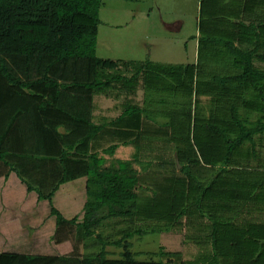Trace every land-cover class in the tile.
Listing matches in <instances>:
<instances>
[{
    "label": "trees",
    "instance_id": "obj_1",
    "mask_svg": "<svg viewBox=\"0 0 264 264\" xmlns=\"http://www.w3.org/2000/svg\"><path fill=\"white\" fill-rule=\"evenodd\" d=\"M206 1L198 66L207 54L215 70L208 76L197 65L188 71L99 56L103 0H0V164L49 201L54 243L74 247L68 255L0 252V264H183L185 257L264 264V219L250 214L264 211V151L257 148L264 140V67L257 64H264V0ZM196 71L200 112L193 129L183 98L192 94ZM174 79L182 100L159 99L147 108L153 93L175 89L167 83ZM139 88L144 95L137 102L131 96ZM99 93L128 100L118 116L97 121ZM161 113L169 120L153 123L150 116ZM166 145L174 153L168 164L178 169L177 157L182 167L155 183L148 158ZM122 146L135 147V154L115 157ZM257 152V166L243 160ZM31 156L42 159L43 173ZM53 164L60 169L51 171ZM81 177L87 178L83 216L67 218L53 198ZM163 232L183 234L187 253L162 248L140 259L143 236ZM91 243L97 250L86 253Z\"/></svg>",
    "mask_w": 264,
    "mask_h": 264
},
{
    "label": "rangeland",
    "instance_id": "obj_2",
    "mask_svg": "<svg viewBox=\"0 0 264 264\" xmlns=\"http://www.w3.org/2000/svg\"><path fill=\"white\" fill-rule=\"evenodd\" d=\"M208 2L209 1L206 0H103L100 15L101 21L99 23V42L100 44L102 43V46H99L97 54L104 58L106 57V55L122 57L137 56L140 61L144 62L146 60L151 61L150 59L152 57L162 60L155 61L156 63H167L170 65L181 64L180 67L185 66L188 71L192 66L197 65L196 68H201V70L204 71L205 75L208 76L209 73H212L213 71L215 72L212 67L213 62H211L210 59L207 60L206 57L208 55L205 54L201 59L200 66H198L199 58L197 51L199 49V45L197 46L196 40H194L195 36L200 33V19L202 14L201 8L202 6L204 8L209 7ZM119 16L124 17L126 18V20L130 21L131 24L129 26H132L133 28L113 29L109 31L104 21L117 20V17ZM148 16H150L149 20ZM162 16L167 17V19L171 20L180 18L183 25L182 29L175 32L167 31L165 28L158 29L157 26L150 28V30L146 28L147 22H154L155 20L157 21L158 18ZM107 32H109V35H106ZM152 34L157 35L156 40L153 39V37L151 36ZM106 36H110V38L108 40H105ZM103 41H105V46H103ZM109 42H111V44H109ZM151 42L155 45H152ZM151 53L153 54L151 55ZM257 64L258 66H262L259 63ZM180 67L178 71L182 72V68ZM197 80L198 71H196V75L192 82V94L185 95L184 98L180 97L181 91L184 90L183 87L180 88V95L177 96L175 93L179 89V87H177L178 81H175V79L171 81L169 80L167 83H169L175 89L172 91L171 89H168L153 93V95L148 97L149 102L148 100H146L147 108H150L153 105H157L159 99H166L170 102V98H176L179 101L181 98H183L184 107L187 109H191L190 123L192 124V128L194 129L196 121L199 117L198 113L200 112V106L198 102L200 96L196 88ZM205 80L206 79H204V81ZM102 97L97 98V105H100V107H102L104 100ZM209 99L210 98L208 97V95L201 96L200 103L202 106H204L202 108H205V106H207V104L209 103ZM127 100L128 98H126V96H122L120 98L116 97V100H113V98H111L109 102L111 105L116 104L115 102H118V105L122 106V104H124ZM165 106H168V103H165L163 107ZM155 107H153L152 109H154ZM115 111L118 112V110ZM101 114L102 111L97 110V116H100ZM169 116L170 115L168 114L161 113L158 117L150 116V119L153 123H155V120H169ZM179 135L183 138H186L185 129L183 127ZM194 146L197 148V144H194ZM171 147V145H166L164 148L165 150L161 151V155L159 154V151L155 149V155L149 156L151 158H148L149 160H153L154 162V169H151V171L152 177H155V183H157L159 177H161L163 181L164 178H167L169 176V173L172 175H177L179 172L178 170L182 167V165L180 164L181 166H178V169H176L174 166L168 164V162H171L174 157L172 156L174 155V153L171 151ZM134 148L135 147L133 146H122L116 152L115 157L119 159H125L127 156H130L131 153L135 154L136 151L134 150ZM188 148L191 147L189 146ZM257 148H262L264 150V140H257ZM184 150H186L185 145ZM247 150L248 152L250 151L249 146L247 147ZM253 156H255L256 158H254ZM258 156H261L260 153H258V155H251L248 159L243 157V160L246 162H250V165L257 166L260 163L258 160ZM107 158L111 160V156L107 155ZM176 160L179 162L177 157ZM159 164L161 165V167H157ZM147 183H149V178H147L146 180L142 179L140 184L147 186ZM152 188L156 190V187ZM148 194L152 195L151 193ZM111 225L112 224H110L109 227H107V229L105 230L107 234L110 233ZM104 229L105 228H103L102 230ZM105 232L102 231V233ZM111 236L113 237V234H111ZM162 243L165 245L168 243L167 240H164L162 234L149 233L148 235L143 236V239L139 241L138 248L141 250L154 251L155 253V250L161 247ZM168 246L173 247V245ZM62 249V247L59 248L60 251H62ZM86 249V253L89 251L93 252L94 250H97V247L91 243ZM109 249L114 250L113 247H109Z\"/></svg>",
    "mask_w": 264,
    "mask_h": 264
},
{
    "label": "crops",
    "instance_id": "obj_3",
    "mask_svg": "<svg viewBox=\"0 0 264 264\" xmlns=\"http://www.w3.org/2000/svg\"><path fill=\"white\" fill-rule=\"evenodd\" d=\"M103 5V3H102ZM102 10V6H101ZM101 15V11H100ZM150 16H148L149 20ZM101 21V20H100ZM107 25L108 30L113 29H127L133 28L129 26L130 21L126 20L124 17H117V20H106L104 21ZM158 27V29L165 28L167 31H180L183 27L182 20L176 18L174 20L167 19V17H160L154 22H147L146 28L150 30L152 27ZM162 26V27H160ZM106 35H109L107 32ZM154 40L157 39V35H151ZM110 36H106L105 40H108ZM201 32L195 36L197 46L200 44ZM98 34V46H102V43L99 42ZM152 43V42H151ZM105 41H103V46ZM111 44V42H109ZM151 45V44H150ZM152 45H155L152 43ZM199 51V49H198ZM197 51V54H198ZM153 53H151L152 55ZM105 58H110L115 61H130L136 62L140 61L137 56L122 57V56H112L106 55ZM152 62L162 61L157 58L150 59ZM156 63V62H155ZM167 64V63H166ZM264 67V64L262 65ZM107 93H99L95 96V119L97 121H102L104 118H113L118 116L122 110V106L116 104L111 105L109 100L115 97L108 96ZM143 90L139 88L136 95L131 96V98L137 102L143 99ZM103 96V97H102ZM103 98V105H97V98ZM101 108V109H99ZM97 110H101L102 114L97 116ZM115 110H118L116 112ZM264 151V150H263ZM17 158V157H13ZM31 160L34 164L41 165L40 171L43 173V162L39 156H31ZM27 161V160H26ZM0 252H15V253H26V254H59V255H68L70 254L74 247L73 242L66 241L61 244H55L52 240V236L55 231V221L50 217V203L48 200H41L38 197V194L35 191H29L25 181L20 177V175L11 170L7 174L4 172L5 165L1 161L0 164ZM60 169L58 164H53L51 166V171ZM6 170V169H5ZM49 179V178H48ZM48 180H45V182ZM86 177H81L73 181L66 182L60 186L56 192L53 200L54 205L65 215L67 218L73 216H81L86 202ZM245 204L247 202V197L243 196ZM261 213V214H260ZM252 214L253 219H264V211H259ZM240 215L247 216V212H242ZM261 215H263L261 217ZM83 216V215H82ZM81 216V218H82ZM164 240H167L168 245H173L169 247L167 244H161L164 252L171 253H187V248L185 245V238L183 234H173L172 232H163L161 233ZM148 235V234H147ZM62 247V251L59 248ZM196 248H191L189 253H195ZM116 248L114 249V251ZM118 252H121L120 248L117 249ZM142 254H139L140 259H148L152 257L154 251H147ZM169 257V256H168ZM183 264H197L188 261L187 258L183 260Z\"/></svg>",
    "mask_w": 264,
    "mask_h": 264
},
{
    "label": "water",
    "instance_id": "obj_4",
    "mask_svg": "<svg viewBox=\"0 0 264 264\" xmlns=\"http://www.w3.org/2000/svg\"><path fill=\"white\" fill-rule=\"evenodd\" d=\"M177 163H178L179 166H181L180 163H179L178 161H177Z\"/></svg>",
    "mask_w": 264,
    "mask_h": 264
}]
</instances>
